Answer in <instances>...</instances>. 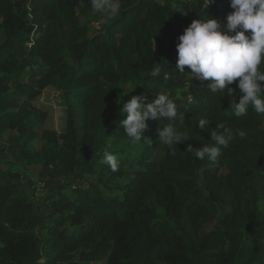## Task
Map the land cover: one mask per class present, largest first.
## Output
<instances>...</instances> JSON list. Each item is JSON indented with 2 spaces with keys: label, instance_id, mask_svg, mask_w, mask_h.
Here are the masks:
<instances>
[{
  "label": "trees",
  "instance_id": "1",
  "mask_svg": "<svg viewBox=\"0 0 264 264\" xmlns=\"http://www.w3.org/2000/svg\"><path fill=\"white\" fill-rule=\"evenodd\" d=\"M80 11L100 23L98 34ZM233 11L230 0H121L103 19L88 0H0V155L6 132L26 145L39 135L47 112L34 101L44 89L60 90L67 107L64 133L45 129L39 148L21 152L47 175L51 213L41 215L19 175L0 170V264H264V115L250 107L235 116L238 80L233 94H212L209 81L176 67L185 28L226 24ZM162 91L183 105L176 124L191 138L175 156L159 143L169 121L149 120L136 145L120 126L123 102ZM202 116L207 129L196 127ZM216 122L234 132L218 162L184 152L209 143ZM109 146L118 172L104 163ZM79 174L85 184L66 194Z\"/></svg>",
  "mask_w": 264,
  "mask_h": 264
},
{
  "label": "clouds",
  "instance_id": "2",
  "mask_svg": "<svg viewBox=\"0 0 264 264\" xmlns=\"http://www.w3.org/2000/svg\"><path fill=\"white\" fill-rule=\"evenodd\" d=\"M88 3L91 13L103 19L116 17L121 9V0H88ZM230 7L234 11L228 14L226 24L218 19L202 18L185 28L179 36L176 67L183 74L188 66L190 71L185 76L192 80L209 81L206 85L212 94H233L235 89L231 85L238 80L241 95L230 103L235 116L247 115L250 107L256 114L264 115V0H230ZM159 73L157 68L151 75L156 77ZM155 95L152 102L147 101L146 95H134L127 102L118 100V105L123 102L120 113L126 117L120 126L126 132L125 137L136 145L149 138L145 136L149 120L169 121L158 130L159 143L175 156L177 146L191 139L188 131L176 124L178 119L181 125L185 120L184 113L179 111L183 105H178L166 91ZM210 122L209 117L202 116L196 127L207 129ZM239 135L245 133L240 131ZM233 139V130L225 123L216 122L211 139L206 140L209 143L204 142L203 147L195 150L188 145L184 152L192 153L200 161L218 162ZM103 159L112 172L120 170V161L110 146L104 149Z\"/></svg>",
  "mask_w": 264,
  "mask_h": 264
},
{
  "label": "rangeland",
  "instance_id": "3",
  "mask_svg": "<svg viewBox=\"0 0 264 264\" xmlns=\"http://www.w3.org/2000/svg\"><path fill=\"white\" fill-rule=\"evenodd\" d=\"M80 21L88 22L91 26V35L94 36L98 34L101 30V25L99 22H95L94 17L87 12H79ZM41 66L35 67L39 69ZM25 83L35 89H39V84L35 79H25ZM189 102H194L192 96H186ZM34 104L47 112L46 120L43 124L37 126L36 131L38 136L36 138H29V143L26 145L24 141L18 142L16 140V133L13 131H8L4 134V139L6 141V149L0 155V170L10 171L19 175V181L22 183L24 189L28 195L37 203L38 210L46 217L51 210L48 206V199L50 198V192L47 186V175L42 170L41 164L31 163L26 155L21 152L25 147H30L31 149L39 148L40 135L45 129L55 130L59 134L64 133L66 130L67 121V107L63 100V96L60 90L54 87H48L44 89L41 95L34 101ZM159 156V155H158ZM222 173L224 170L221 171ZM68 181H66L67 183ZM70 182H68L69 184ZM85 182L81 174L77 175L75 180L71 182V186H67L64 191L68 195L72 194V188H79L84 185ZM74 191V190H73ZM264 210V203H262ZM211 225H207V229H210ZM41 260L39 263H42Z\"/></svg>",
  "mask_w": 264,
  "mask_h": 264
}]
</instances>
